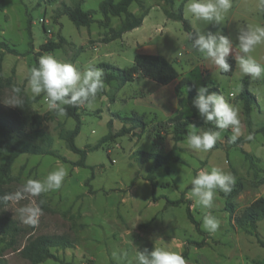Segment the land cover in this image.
Returning <instances> with one entry per match:
<instances>
[{
    "label": "rangeland",
    "instance_id": "1",
    "mask_svg": "<svg viewBox=\"0 0 264 264\" xmlns=\"http://www.w3.org/2000/svg\"><path fill=\"white\" fill-rule=\"evenodd\" d=\"M101 1L84 0L81 9L97 10ZM38 2L3 0L0 43L16 49L19 54L16 56L0 48V84L10 79L9 86L0 87V104L11 107L3 101L10 96L13 85L19 86L21 94L32 100V109L41 116L40 129L53 139V148L66 162L47 155L21 154L11 166L7 187L9 193H13L25 180H43L61 165L66 167L68 174L58 190L29 197L19 204H7L5 212L21 229L17 247L23 246L30 237L55 234L68 236L74 246L52 249L54 258L41 264H117L113 252L127 249L131 259L136 249L151 251L154 246L181 254L185 252L187 264H264V248L257 242V239L264 242V219L255 227H239L235 221L253 201L264 197V135L259 132L264 126V76L253 79L244 75L236 62L230 76L221 74L215 65L192 48L182 24L164 14V10L176 11L182 5L183 17L194 31H219L230 39L235 49L241 28L264 26L262 14L257 11V0H232V8L220 25L205 21L194 24L186 10L188 1L176 0L169 6L160 0H141V6L132 3L129 11L135 15L148 11L142 25L108 43L103 42L108 29L97 23L101 19L98 13L94 15L96 22L87 28H76L66 16L53 19L61 2L73 7L77 0ZM121 21L122 17H111L110 27L118 29ZM27 28L32 34L31 45L28 44ZM59 37L65 39L60 49L40 51V45L57 42ZM138 52L163 56L175 67L178 79L186 78L196 91L203 86L216 87L226 102L239 110L243 133L233 143L231 129H218L221 138L207 152L191 149L187 134L183 135L174 150L182 162L169 160L154 170L151 174L156 183L153 194L147 180L151 161L137 159L135 152L166 155L174 142L172 126L165 122L178 111L190 121L189 125L206 131L204 120L186 104L185 90L178 95L172 86L158 85L142 77L124 86L116 81L105 84L91 107L77 106L80 129L74 143L80 149L87 145L96 147L86 154L85 167H79L74 164L78 155L70 152L59 137L60 130H72L75 121L67 114L61 117L49 110L43 93L33 98L27 84L28 69L46 53L83 71L89 65L100 67L102 63L119 69L129 68ZM230 55L234 56L235 52ZM252 55L264 65V44L256 46ZM246 76L250 80L248 90L256 99L249 114L244 113L238 97ZM178 97L182 98L181 106ZM134 114L144 117L145 129L139 126L124 136L104 138L109 133L108 121H111V133L114 134L122 127L117 117ZM159 123H162L161 127H158ZM190 131L188 127V133ZM249 134L253 137L251 140L247 139ZM5 156L0 150V163ZM213 167L231 172L236 182L231 193L218 191L213 207L206 210L190 198V182L201 169L210 171ZM180 198L183 202L178 205L167 203V200ZM32 199L43 202L42 215L35 225L24 223L16 212ZM185 201H189L190 212L198 227L188 220ZM228 204L232 205L231 209ZM207 211L221 221L215 233L202 226ZM0 259L8 264H29L17 250L1 241Z\"/></svg>",
    "mask_w": 264,
    "mask_h": 264
},
{
    "label": "clouds",
    "instance_id": "2",
    "mask_svg": "<svg viewBox=\"0 0 264 264\" xmlns=\"http://www.w3.org/2000/svg\"><path fill=\"white\" fill-rule=\"evenodd\" d=\"M231 8L232 0H188L186 4L187 13L190 14L194 24L205 21L220 25ZM257 11L264 12V0H257ZM186 36L191 41L192 48L220 71L224 73L231 71L228 58L230 53L235 52L233 58L242 74L253 79L264 76V65L252 55L256 46L264 44V26L241 28L235 49L230 39L219 31L204 33L198 30L187 33ZM27 84L33 98L43 93L48 109L54 110L58 116L62 117L66 115L65 106H92L97 94L105 88L104 70L89 65L81 71L72 63L60 62L52 54L46 53L38 58L35 66L28 69ZM10 91V96L3 103L11 107H22L24 103L22 89L13 85ZM235 94L234 92L233 95ZM192 107L204 121L214 122L217 129H231V142H236L243 134L239 110L226 102L222 95L210 93L208 86L197 89V96L192 101ZM188 127L191 131L186 139L188 146L193 150L207 152L221 138V131H202L195 125ZM252 138L251 134L247 136L248 140ZM67 174L66 167L61 165L49 172L43 180L27 179L15 192L0 196V203L19 204L20 201L27 200L29 197L35 198L42 193L58 190ZM235 182L232 173L225 172L221 168L213 167L210 171L201 169L191 178L189 195L197 206L208 210L213 207L217 192L231 193ZM42 203L32 199L28 204L18 207L16 212L24 223L35 225L42 215ZM220 223L221 221L211 211H207L203 216L202 226L210 233H215ZM112 256L117 260V264H187L180 252L169 251L166 247L160 246H154L151 251L136 249L131 259L127 249L119 253L113 252Z\"/></svg>",
    "mask_w": 264,
    "mask_h": 264
},
{
    "label": "trees",
    "instance_id": "3",
    "mask_svg": "<svg viewBox=\"0 0 264 264\" xmlns=\"http://www.w3.org/2000/svg\"><path fill=\"white\" fill-rule=\"evenodd\" d=\"M164 4L172 6L176 0H160ZM188 1V0H182ZM84 0H77L75 6L70 7L64 2H61V6L56 10L54 20L60 16H66L76 28L88 27L94 21V15L97 13L101 16V19L97 21L100 27L108 29V36L104 37L103 42L108 43L122 38V35L142 25L143 19L148 14L147 10H143L139 15H135L129 11V6L132 3H141V0H102L97 10L84 11L81 9V5ZM40 3V0L38 4ZM141 6V4H140ZM3 8V0H0V10ZM165 16L173 21H178L182 24V28L186 33H194L189 22L183 17L182 5L176 10H164ZM264 19V12H261ZM111 17H122V21L118 29L110 27ZM28 44L31 45L32 34L29 28L26 29ZM65 42L63 37H59L57 42L49 41L40 45L41 52H50L60 49ZM191 43V41H189ZM0 48L7 51V53L18 56L16 49L9 48L5 43H0ZM228 63L231 65V71L221 74L230 76L235 69V60L232 55L228 58ZM104 70V83L109 84L112 81H116L120 86H124L127 83L133 82L136 78L142 77L153 81L158 85H168L169 83L177 80L174 87L176 93L179 95L183 90L186 91L185 102L189 108L194 111L192 107V101L197 96V91L194 85L186 78H179V74L176 71L173 64L167 61L161 55L136 53L133 59L131 67L126 69H119L112 65L102 63L99 65ZM250 80L249 77H244L242 80V88L238 95L242 101V108L245 114H249L252 106L256 103L254 95L248 90ZM10 79L7 78L5 84L2 86H9ZM210 93H216L221 95L216 87H209ZM22 95V94H21ZM24 103L22 107H4L0 104V150L3 151L6 156L0 163V196L9 193L7 187V181L11 166L15 159L21 154L30 155H47L55 157L62 162H66L64 157L58 155L57 151L53 148V139L44 133L40 129L41 116L38 115L31 107L32 100L22 95ZM178 105L181 106L182 98L178 97ZM66 114L75 121V126L72 130H60L59 137L64 141L66 148L73 154L78 155L79 159L76 166L85 167L86 154L96 147L85 146L83 149L78 148L74 139L77 136L80 129V119L77 114V107L65 106ZM121 120L122 127L115 132L111 133V121H108L107 125L109 133L105 139L111 137H121L131 133L134 129L142 126L146 128L147 123L144 121L143 116L132 115L131 117H117ZM188 120L183 117V113L178 111L177 114L170 117L165 124L172 126V140L174 142L172 149L166 155H160L157 153H149L144 151L135 152L137 159L143 161H151V166L148 173V181L152 187V194L156 186L151 174L158 167L165 165L169 160L177 163H181V159L174 154L176 144L181 140L182 136L188 134ZM128 124V127L126 125ZM202 124V121H199ZM206 131H217L214 122L203 121ZM162 123L158 124L161 127ZM264 135V126L259 129ZM103 138V139H104ZM247 158L248 155H245ZM183 199L180 198L176 201L167 200L168 204L178 205L182 203ZM186 204V216L188 220L198 227V223L194 221L189 209V201L184 202ZM7 204L0 203V241L5 243L11 249L18 251L19 256L26 260L29 264H41L42 262L54 258L52 249H66L73 248V241L66 235H38L27 239L23 246L17 247L18 238L21 233V229L13 219L9 218L5 212ZM229 209L232 205L228 204ZM264 219V197L258 198L247 206L235 221L239 227L250 225L255 227V224ZM260 247L264 248V242L257 239ZM182 255L186 256L183 252ZM0 264H8L4 259H0Z\"/></svg>",
    "mask_w": 264,
    "mask_h": 264
},
{
    "label": "crops",
    "instance_id": "4",
    "mask_svg": "<svg viewBox=\"0 0 264 264\" xmlns=\"http://www.w3.org/2000/svg\"><path fill=\"white\" fill-rule=\"evenodd\" d=\"M176 83H177V80H175V81L169 83L168 85L172 86V90H173L174 87H175V85H176Z\"/></svg>",
    "mask_w": 264,
    "mask_h": 264
}]
</instances>
